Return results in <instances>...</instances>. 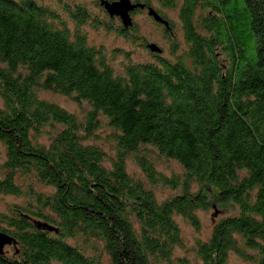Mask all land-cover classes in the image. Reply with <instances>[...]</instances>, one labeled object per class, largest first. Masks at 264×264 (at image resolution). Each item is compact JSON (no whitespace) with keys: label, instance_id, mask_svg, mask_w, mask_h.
Returning <instances> with one entry per match:
<instances>
[{"label":"trees","instance_id":"16d2710c","mask_svg":"<svg viewBox=\"0 0 264 264\" xmlns=\"http://www.w3.org/2000/svg\"><path fill=\"white\" fill-rule=\"evenodd\" d=\"M132 1L170 23L155 22L171 52L119 72L84 26L135 42L136 24L115 27L99 3L104 20L63 0L66 16L53 0H0V200H22L0 209L15 242L0 264H186L178 221L199 229L210 209L226 216L196 244L198 264H229L231 252L264 264V0ZM42 93L69 98L82 117ZM162 161L182 174L159 171Z\"/></svg>","mask_w":264,"mask_h":264},{"label":"rangeland","instance_id":"374dc122","mask_svg":"<svg viewBox=\"0 0 264 264\" xmlns=\"http://www.w3.org/2000/svg\"><path fill=\"white\" fill-rule=\"evenodd\" d=\"M72 5L82 4L85 5L91 12L93 16H96L98 19L104 20L105 14L101 10L100 2L101 0H63ZM110 1V0H109ZM99 3L100 7L97 5ZM54 7H57L60 12L66 16L65 11L61 9V6L57 3V0H53ZM104 9V8H102ZM132 18L134 24L137 25L136 31L133 34L138 35L142 38L140 41L135 40V42H143L142 45L140 43H135L131 40V36L125 38L121 36L119 33L115 31L112 27L107 28L105 25L97 26L93 20L86 26L84 29L90 39L91 45L97 47H103L106 53L109 56V60L114 62V66L119 72H122L123 65L128 63L129 61L132 63L135 62H145L151 60L152 56L150 54V50L148 49V45L157 44L162 50L165 56H170L171 52V43L168 39L165 38L164 31L161 27L156 25L153 18L148 15V11L144 10L143 12H137L136 14H132ZM170 22L174 23V30L172 32V40L176 42L183 43V33L181 29V21L179 16L175 12H171L167 16ZM114 26L122 25L120 20L114 21ZM123 26V25H122ZM143 45H147V48H144ZM152 53V52H151ZM130 57V60L127 58ZM42 98L56 103L65 110L70 113L76 114L79 117L83 115V109L78 104L74 103L72 100L65 96H61L59 94L54 93H42ZM4 105V102L0 96V107ZM110 134V131H98V136L102 137V140L99 141L98 144L103 146L106 151H111L110 153H114L112 149L111 143L108 141L107 137ZM6 160V149L2 143H0V165L3 164ZM158 170L166 174L167 176L172 175H181L182 169L175 162H161L158 165ZM128 170L129 173L137 178H141L143 173L139 166L133 161L130 160L128 162ZM159 200H164L169 196V192L165 191L162 188H159L156 192ZM22 200L14 198V197H3L0 200V209L2 211H6L7 207L11 203H21ZM217 210L210 209L208 211H200L198 212V216L200 219V228L196 229L192 225L186 223L183 219H179V225L182 230V236L184 239V248L177 249V256L179 258L185 259L186 264H198L199 259L195 254L196 244L200 241H205L210 238L214 225L218 223L222 218L226 216V214L218 213L217 216L215 214ZM6 249V248H5ZM229 264H252L250 262H246L241 259L234 252L230 253Z\"/></svg>","mask_w":264,"mask_h":264},{"label":"water","instance_id":"95a60500","mask_svg":"<svg viewBox=\"0 0 264 264\" xmlns=\"http://www.w3.org/2000/svg\"><path fill=\"white\" fill-rule=\"evenodd\" d=\"M100 5L102 8L106 10L111 18H119L126 29H129L134 26V21L132 18V13L137 9H146V5L140 3H133L132 0H118L115 2H111L109 0H101ZM148 15L153 18L156 23H159L166 27V29L170 30V23L161 17V15L154 9L148 8ZM148 49L154 54H162L163 50L157 44L148 45ZM218 215V212L215 216ZM39 228L47 229L51 232L55 231V228L46 225L40 224ZM14 240L6 234L0 232V254L5 253V248L7 246L14 245Z\"/></svg>","mask_w":264,"mask_h":264}]
</instances>
